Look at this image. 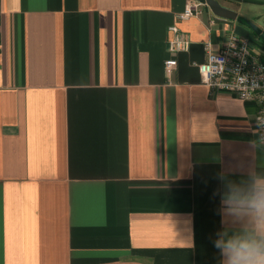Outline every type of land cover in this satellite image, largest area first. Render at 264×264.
I'll list each match as a JSON object with an SVG mask.
<instances>
[{
	"label": "crops",
	"instance_id": "1",
	"mask_svg": "<svg viewBox=\"0 0 264 264\" xmlns=\"http://www.w3.org/2000/svg\"><path fill=\"white\" fill-rule=\"evenodd\" d=\"M187 1L0 0V264H220L218 177L264 144L198 67L232 33L264 53V0L177 20ZM171 25L190 46L166 77Z\"/></svg>",
	"mask_w": 264,
	"mask_h": 264
},
{
	"label": "built area",
	"instance_id": "2",
	"mask_svg": "<svg viewBox=\"0 0 264 264\" xmlns=\"http://www.w3.org/2000/svg\"><path fill=\"white\" fill-rule=\"evenodd\" d=\"M202 4L188 0L177 20L199 17ZM170 38L167 48L172 55L163 62L166 77L177 68V55L188 51L190 40L176 25L168 28ZM206 61L199 65L202 83L212 93H229L244 102L257 106L256 126L258 140L264 144V53H253L249 42L232 33L218 51H213L209 43L204 44Z\"/></svg>",
	"mask_w": 264,
	"mask_h": 264
},
{
	"label": "clouds",
	"instance_id": "3",
	"mask_svg": "<svg viewBox=\"0 0 264 264\" xmlns=\"http://www.w3.org/2000/svg\"><path fill=\"white\" fill-rule=\"evenodd\" d=\"M218 179L223 191L217 214L221 227L212 239L220 264H264V169L251 170L240 181Z\"/></svg>",
	"mask_w": 264,
	"mask_h": 264
},
{
	"label": "water",
	"instance_id": "4",
	"mask_svg": "<svg viewBox=\"0 0 264 264\" xmlns=\"http://www.w3.org/2000/svg\"><path fill=\"white\" fill-rule=\"evenodd\" d=\"M194 1H197L202 5H206L207 7H209L211 12L219 18L226 20H235L236 18V14L234 12L226 8H223L215 0H194ZM249 27L254 32V34L258 36L261 39V41L264 42V32L253 24H249Z\"/></svg>",
	"mask_w": 264,
	"mask_h": 264
},
{
	"label": "rangeland",
	"instance_id": "5",
	"mask_svg": "<svg viewBox=\"0 0 264 264\" xmlns=\"http://www.w3.org/2000/svg\"><path fill=\"white\" fill-rule=\"evenodd\" d=\"M250 35H251V39L256 40L258 43H262V41L259 40L253 33H251Z\"/></svg>",
	"mask_w": 264,
	"mask_h": 264
}]
</instances>
